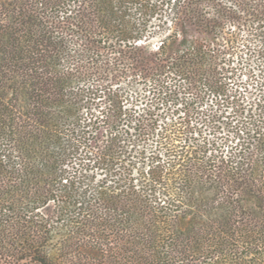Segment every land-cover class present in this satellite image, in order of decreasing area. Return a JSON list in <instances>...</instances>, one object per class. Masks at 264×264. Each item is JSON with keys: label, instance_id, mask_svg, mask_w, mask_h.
<instances>
[{"label": "trees", "instance_id": "trees-1", "mask_svg": "<svg viewBox=\"0 0 264 264\" xmlns=\"http://www.w3.org/2000/svg\"><path fill=\"white\" fill-rule=\"evenodd\" d=\"M0 264H264V0H0Z\"/></svg>", "mask_w": 264, "mask_h": 264}, {"label": "rangeland", "instance_id": "rangeland-1", "mask_svg": "<svg viewBox=\"0 0 264 264\" xmlns=\"http://www.w3.org/2000/svg\"><path fill=\"white\" fill-rule=\"evenodd\" d=\"M158 42H159V38L158 37H156V38L151 40L152 46L156 45Z\"/></svg>", "mask_w": 264, "mask_h": 264}]
</instances>
